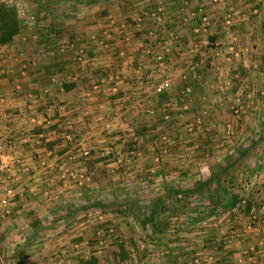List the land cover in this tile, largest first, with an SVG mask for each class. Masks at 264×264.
<instances>
[{
	"label": "crops",
	"instance_id": "obj_1",
	"mask_svg": "<svg viewBox=\"0 0 264 264\" xmlns=\"http://www.w3.org/2000/svg\"><path fill=\"white\" fill-rule=\"evenodd\" d=\"M194 1V5L206 7L214 21L213 11L217 7L211 6L209 0L208 3ZM254 1L226 0L225 3L232 4L223 9L229 11L234 7L241 15ZM129 3H121V0H55L51 6H45L51 10L50 16L43 22L42 28L37 29V36L21 43V34L17 33L8 42L0 43V143L7 136H12L17 144L13 153L0 155V163L12 173L10 184L15 192L7 214L0 215V264H125L127 259L132 260V264H150L155 260L141 245L143 234H151L148 225L142 226L140 219L120 213L121 210L128 212L129 205H136L133 197L127 196V192L121 200L116 199L113 192L110 196L103 195L107 189H100L108 186L101 180L97 181L96 173L101 169L113 172V169L128 167L116 174V177L121 176L120 183L113 185V188L126 189L130 184L123 180L125 171H129L126 175L131 177L133 187L144 185L145 180L140 177L142 171L147 173V180H152L153 173H157L154 166L148 168L153 155L148 140L162 131L167 135V120L157 123L163 119L158 109L159 102L166 104L167 98L161 100L148 95L149 86L154 82L149 80L153 62L148 52L156 50V39H164V34H167V44L172 42L167 62L175 73L180 72L177 65L186 67L189 61L201 62L200 72L205 75L202 89V93L206 94L205 100L198 97L190 100L183 116L190 117L205 109L212 120L217 118L219 122H226L228 119L224 105L231 98L226 97V101L223 97L222 102H218L215 99L217 94H213L217 90L212 89L220 87L221 77L212 66L208 69L210 72L203 70L206 69L205 62L209 64L210 45L206 43L211 42V36L215 37L212 42L218 41L221 51L216 59V70H222L223 74L231 71L235 75H248L254 71L262 79L258 69L264 70V59L259 57L261 51L258 47L253 46L264 43V16L237 21L236 26L231 28L236 37L234 42L230 34L221 33L219 22L212 26V35L205 39L201 36L204 40H198L199 37L191 29H180L177 33L174 26L176 34L150 27L144 29L139 23L130 30L128 19L133 20L132 24L140 22L138 15H146L147 12L143 11L146 8L140 2L130 6ZM132 5L141 6L137 8L140 13H134L133 18ZM183 7L187 9L189 6L172 4L167 8V15H171L174 9L182 11ZM124 10L126 13H123ZM173 13H178V10ZM149 18L153 23L156 21ZM44 24L50 28L49 33H45ZM198 41L203 42L202 50L194 51V46L200 44ZM232 44L238 52L237 57H232L228 51ZM251 67L255 70H250ZM214 74L216 81H210ZM230 88L224 89L225 93ZM147 108L153 110L152 115L145 113ZM177 111L181 117L180 110ZM36 116L46 118L49 125L32 124L30 118ZM67 122L70 124L67 125ZM106 124L108 129H105ZM149 125L151 130L143 135L137 133ZM183 130L182 127L176 128V135L179 142L185 145L180 143V147L168 153L174 157V167L199 173L196 177L190 174L187 179L205 180L211 168L222 164L236 148L229 149L228 146L219 149L223 144H217L212 147L216 150L208 151L211 137L207 139L206 131L186 134ZM130 136L135 141L141 140L136 147L140 155L134 161H130L126 147ZM215 136L218 137V134ZM232 136L228 126H224V134L219 138L230 139ZM84 150H89L88 157L82 156ZM162 152L163 170L166 171L167 167H171L167 146ZM214 154L215 160L212 159ZM181 157L184 158L178 160ZM16 158L21 162L19 166L29 169L31 177L16 171ZM208 161L213 163L207 165ZM64 169L73 171L76 176L61 181L60 172ZM145 182L146 188L149 187L148 181ZM59 183L62 187L54 191L53 187ZM83 186H92L91 192L97 191L98 195H89L90 191L86 192ZM2 187L0 182V196ZM260 230L261 237L255 243L249 240L247 246V243L240 244L239 247H246L248 251L242 264H264V228L260 227ZM253 235L256 233L253 232ZM248 238L251 239L252 235ZM253 248L261 249V254L259 251L254 254ZM140 250L147 255L142 257ZM227 260L224 259L223 263H229ZM234 263L239 264L236 259Z\"/></svg>",
	"mask_w": 264,
	"mask_h": 264
},
{
	"label": "rangeland",
	"instance_id": "obj_2",
	"mask_svg": "<svg viewBox=\"0 0 264 264\" xmlns=\"http://www.w3.org/2000/svg\"><path fill=\"white\" fill-rule=\"evenodd\" d=\"M53 1L55 0H44L43 2L45 3L43 4L42 2L41 4L44 7L42 6L41 9L38 6V4H36L37 3L36 0H0V6L5 5L12 7L14 8L15 12H17L18 21L20 23V30L18 31V33L21 34V38H22L21 43H24L25 40L27 41V39L28 40L31 39L32 36L33 37L34 35L37 36L36 34L37 29L42 28L43 22H46V19L50 16L49 11L51 10H49L45 6H48L47 4L51 6ZM204 1H207L208 3V0H204ZM225 1L226 0H224V3ZM262 1L264 2V0ZM124 2H130L129 6L131 5V3L134 4L140 2L142 3L141 5L144 6V8H146L143 9V11L147 12L146 15L144 14L138 15L140 16L141 19L140 22L135 21V23L132 24L133 20L128 19L130 30L133 29V25L135 27V25L139 23L138 25L140 27H143L144 29L150 27L162 31L161 28V24H162L166 27L168 33L173 32L174 28L172 26L177 27V33L179 32L180 29H184V28L187 29L186 31L191 29V31L193 32V29L195 28V24L197 23V19L196 21H194L195 19L193 20L194 16L192 15V13L194 14L196 12L197 14V10L198 8H200L198 7L199 5H194L193 3L195 2L194 0H191L188 2L189 7L187 9L183 7L182 11H180L179 8L174 9L176 7L173 6L174 8H172L171 11H173V9L174 11L178 10V13H173L174 11L171 12V15L170 14L169 16L167 15L166 22L155 21L153 23L152 19L150 18L149 20L147 19L148 17H150L148 16L150 14V10H152V12L154 13L156 12L157 8H162V12L167 14L168 11L167 8L172 4L176 5L178 0H172V1L121 0V3ZM169 2L172 3L169 4ZM198 2H200V0H198ZM223 4L222 6L215 8V11H213L215 13L213 15L215 16H214L213 24H211V26H215V24H218V22L222 24V19H221L222 13L225 15L228 14V12L230 11L236 16L237 10L239 9H235L234 7H231L232 9L227 11L226 9H222L223 6H228V5L230 6L232 3L227 2L224 5ZM207 6L209 5L207 4ZM138 7L133 5L131 6V10H132L131 18H133V14L137 12ZM250 8L247 9V12L250 10ZM204 9L203 11L206 14H208L209 10L208 9L204 10ZM20 10H25L28 18L21 19L18 14V11ZM224 10L226 11L223 12ZM125 11L126 10H124L123 13H126ZM123 13H121L120 16L123 17L124 15ZM138 13H140V11L137 12V14ZM125 16L127 17V15ZM262 16H264V8L259 9V14L257 17L260 18ZM125 20L126 18L123 19V21ZM194 22L196 23L192 25ZM135 29L137 30V28ZM44 31L45 33H49L51 31L50 28H48V25L46 24H44ZM174 33L176 34V32H173V34ZM135 35H137V33H135ZM164 35H166L164 39L161 40L159 39L160 41L158 39H156L157 41L155 40V45L162 44L167 40V34ZM129 36H131V33ZM195 36L197 37L198 35ZM51 37L52 36H50V38ZM198 37H199L198 40L201 39L204 40L201 36ZM173 41L176 40L174 39ZM178 42H180L179 39ZM198 42L200 44L196 46L197 51H199V48H201L202 50L201 45H203L202 41H198ZM254 47H258V49L262 50V48H264V43L255 45L253 46V48ZM192 54L194 55L195 52H193ZM259 57L264 59V54L262 53V51L259 54ZM191 62L193 61H189L186 64V67ZM205 64H207L206 69L204 68L203 70H207L210 72V70L208 69L211 68V65L208 64V62H205ZM155 65L153 62V68L149 80H151V82L152 81L154 82L152 83V86L149 84L150 86L148 89L149 91L148 95L150 97H160L161 100H165L167 98V119L163 118L162 120H159L157 122L161 124L162 121L167 120V135L163 134L162 131L159 132V134L156 133L154 137H150V139L148 140L151 143L150 145L153 152L152 153L153 155L150 158L152 163H150V166H148V168L152 169L154 166L153 169L157 173H153L154 178L152 180L151 178L150 180H147L146 178L148 176L147 173L146 172L144 173L142 171L141 173L142 176L140 177L143 180L148 181V184L150 186L146 188L147 183L143 181L144 185L140 186L141 187L140 188L139 186L135 185L133 187V185H131L132 184L131 177L126 175V173H129V171H125L124 172L125 174L124 175L122 174L123 180L124 182L130 184L129 186H127L126 189L125 187L113 188L114 187L113 185L114 184L117 185L120 183V179H119L120 175L116 177V174L120 173L124 168H128V167L119 168V169L116 168L113 169V172H109V171H105L104 169H101L96 173L97 174L96 179H98L97 181L101 180L102 182H105L106 186L108 187H102V189L100 190L107 189L106 192L103 191L104 192L103 195H107V196H110L111 193L113 192L112 195L119 200H121L120 198H125L124 196L125 193L127 192L129 193V195L127 196L133 197L132 200H135L136 205H142V206L146 205L147 202H150L151 200H155L156 198H159V196L160 197L162 196V200L164 201L165 206H167V210L162 215H160L161 217L160 220L162 221L164 220L165 222L169 223L167 227V231L163 232V234L161 233L157 235H153L152 233L151 234L146 233L143 234V237L140 238V240L143 242L141 243V245L145 246L144 248L146 250L144 248L143 249L146 252L148 251L150 256L152 254L151 258L155 260L158 259L157 264H225L223 263L224 259H228L227 262H229L230 264L234 263V259H236L239 262V264H242V262L244 261L243 259L248 255V251L246 247H239V246L244 245L245 243H247L246 244L247 246L249 244V240L255 243V240H258L261 237L260 227L264 228V211L260 212L261 208L264 207V111H263L264 84L262 83V80H264V76H263L264 70L258 69L259 73L261 72L262 74V79H260L258 72H254V71H250L248 75L247 74L244 75L242 73L239 75H234L235 77L232 81L233 85L231 84V88L228 90V93H225L226 90H224L223 86L220 87L217 86L216 89L212 88L213 90H217L215 91L216 93L213 94L214 96L217 94L216 96L218 97L215 99L218 102H222L223 97L226 101L228 100L226 99V97L231 98L229 103H227V105H224V107L226 106L224 109V113L225 115H228V119L226 122H222V120L219 122L218 120H216L217 118L215 120L211 119L209 111H207L206 114L205 113L203 114L205 109L198 110L197 113L195 112L193 115L191 116L189 115L190 117H187V115L183 116L182 113L184 111H181L179 109L177 103L180 101L179 100L180 90H181V86L183 85V81L181 77L182 75L187 74L186 67L185 66L178 67L177 65L176 67L179 69L178 71L180 72L175 73V71H173L172 66L168 67L167 55L164 58L163 67L166 70L167 76L170 77L174 85L170 90H168L166 93L162 95L154 94L152 89L154 85H156L160 81L161 78L159 73L155 72L156 69L154 68ZM207 66H209V68ZM250 70H255V69L251 67ZM222 75L223 76L218 74V77L219 76L221 77V81H223L224 79L223 77L225 78L228 77L227 76L228 74H222ZM201 77L204 83L205 75L201 73ZM216 79L217 76H215L214 74V78H210V81L213 80L216 81ZM186 80L190 82V79H186ZM241 84L247 85L248 87L247 92H250L251 93L250 95L253 96V103L248 104L246 100L241 99L240 102L243 103L240 104L241 107L240 112L237 115H235L233 113V110H231V105L233 104L235 98H238L237 93L240 88L239 86ZM252 84H254V86ZM202 89H203L202 86L193 85L192 94L188 98L189 101L198 98H204L205 100L206 94L202 93L203 92ZM220 89H222V91H220ZM209 90H211V88H209ZM164 105L165 102L164 103L159 102L158 105V109H160V114L162 117H163L162 109L164 108ZM173 108L180 110L179 112L181 114V117L178 116V111ZM174 113L177 114V117H175ZM170 117H172V119H170ZM209 118L211 121H209ZM173 120L176 121L174 122ZM181 120H182V125H180ZM191 125H192L191 127L192 132H187L186 127ZM224 126H228V128L230 129L233 135L230 139L223 137H222L223 139L219 138L221 134L222 135L224 134ZM179 127H182V130L184 129L182 132L183 133L186 132V134H194L195 132L201 131L203 130V128H206L203 131L204 132L206 131V133L208 134L206 135L207 139L211 137V139L208 140L209 141L208 151L216 150L215 148L212 147H215L217 144L218 145L223 144V146L219 147V149L227 148L228 146H230L229 149H231V147L236 146L235 150L240 149L241 151V149L244 150V148H249L246 151L245 158L243 157L244 160L238 163L235 168L234 171L235 181L233 185H226L225 184L226 182L223 183L227 191V195L224 196L227 202L229 200L230 194H234L239 197V200L236 204L237 206L234 207L233 210L229 212L230 215L228 216H232L231 221H228V216L225 212H219L217 215L211 214V206L205 198H199L197 197V195H192L189 196L188 199L184 200L182 194H176V196L167 194V190L183 191V190L191 189L193 188L194 183L197 182L198 180L197 179L193 181V177L192 179H187L188 175L190 176L191 174L194 177H196V175H198L199 173L197 172L193 173L191 171H186L174 167L175 161L172 159L174 157L169 156L168 152L177 149V147H180L181 144L185 145L182 142H179V137L177 136L178 132L176 131V128ZM146 128L147 129L145 130H141L139 132L137 131V133L143 135L145 131L152 129L150 125L149 127ZM125 134H128V132H126ZM215 134H218V137L215 136ZM143 140H145V138H143ZM128 141L129 142L126 143V147L128 148V151L134 150V148L137 147V144L141 143V142L139 143V141H141L140 139H136L135 141L133 139V136H130L128 138ZM225 141H229V142L225 143ZM166 146H167V154H168L167 157L170 160L169 162H171L170 164L171 167H167V170L164 171L163 168L165 167V163L162 162L164 158L161 160L162 158L161 155L163 153L162 151L166 150ZM175 153L179 154V152L177 151H175ZM215 155L216 154L213 155L212 158L213 160H215L216 157ZM155 158H158V161H154ZM183 158L184 157H181L178 160H181ZM212 163L213 161H208L207 165H210ZM18 168L21 169L19 163H18ZM64 170H62L61 172H63ZM159 170L160 172L158 173ZM21 174H24V176L26 177L27 175L31 177L29 174V169H27L24 172H21ZM125 175L126 177H124ZM0 178L1 180H3L1 175ZM260 179L262 182H260ZM57 187H62V184L59 183V185L53 187V190L54 191L57 190ZM65 188H67V186H65ZM84 188L86 192L90 191L89 195H94V194L98 195L97 191L93 193L91 192L92 186L84 187ZM124 189H126V191ZM145 189L148 190V192L147 191L145 192ZM250 198L252 199L253 202L252 212L251 215L244 216L242 209L244 208V205ZM171 206L172 208H174L175 206L176 207L174 209H171ZM129 222H133V220ZM253 232L256 233L255 236L253 235ZM249 235L250 236L252 235L251 239L248 238ZM260 250L258 248H253L254 254L257 251H259L258 253H260ZM142 252L143 251L141 250L139 252V254L142 257L147 255V253L144 252H143L144 255H142ZM258 256L259 255H256V257ZM155 260H152L150 264H156ZM131 261L132 260L127 259L125 264H132Z\"/></svg>",
	"mask_w": 264,
	"mask_h": 264
},
{
	"label": "built area",
	"instance_id": "obj_3",
	"mask_svg": "<svg viewBox=\"0 0 264 264\" xmlns=\"http://www.w3.org/2000/svg\"><path fill=\"white\" fill-rule=\"evenodd\" d=\"M172 1V0H170ZM190 0H180V3L182 4V6H187ZM246 1V0H244ZM262 0H255L254 3L252 4L250 10L246 13H237L235 16L233 13H231L230 11L228 12V14H222L221 15V19H222V24L220 26L221 29V33L222 34H230L232 36L233 42L236 40L235 34L233 35L231 28H233L234 26H236V22L243 20V19H249L250 17H257L259 14V9L260 8H264V2H261ZM172 2H169V4H171ZM224 3V0H209V4L211 6L214 7H219L222 6V4ZM224 8V6H223ZM222 8V9H223ZM19 17L21 19L24 18H28L25 10H20L18 11ZM192 15L194 16L193 20L196 21L197 19V24H195V28L193 29V33L194 35H198V36H202L205 38H207L208 36L212 35V26L211 24H213V20L212 17H210L208 14H206L202 7L198 8L197 10V14L196 12ZM197 15V16H196ZM252 15V16H251ZM152 18H154L157 22H161V21H165L167 19V14H165L164 12H162V8H157L156 12H150V14L148 15ZM161 28L163 31H167L166 27L164 25L161 24ZM206 45H210V60H209V64L214 68L215 72H218L219 75L223 76V71L222 70H216L215 66H216V59L221 55V51H220V46L218 41H214V42H207ZM156 50H151L149 51V55H151V59L154 62V68L155 72L159 73V75L161 76L160 81L154 85L152 91L154 94L156 95H162L164 93H166L168 90H170L172 88V86L174 85V83L172 82V80L170 79V77L167 76L166 74V70L163 67V62H164V58L166 55H168L170 53V48L172 47V43L171 44H167L166 42L162 43V44H157L156 45ZM179 46V44H178ZM260 50V49H259ZM194 51H196V45L194 46ZM228 51L230 54H232V57H237L238 56V52L235 50L234 48V44L230 45L228 47ZM262 53L264 54V48H262ZM79 53H81V49L79 50ZM201 62H191L188 64V66L186 67V71L187 74L186 75H182V81H183V85L181 86V90H180V96H179V109L181 111H187L189 108V97L192 94V87L193 85H197V86H204L202 77H201V72L200 70V64ZM231 72V71H230ZM224 73V74H228L227 78L223 77V81L222 84H220V86H223L224 89H228L229 87H231L232 81L234 79L235 76H232L231 73ZM186 79H190V82H188ZM262 83L264 84V80L262 81ZM239 90L237 93L238 98H235L233 104L231 105V110H233V113L235 115H237L240 112V104L243 102H240L241 99L242 100H246L248 102V104H252L253 103V96H251L250 92H247V85L245 84H241L239 86ZM262 95V93H261ZM245 104V102H244ZM146 114L148 115H152L153 114V110L150 108H147L145 110ZM264 111V110H263ZM206 114V111L204 110L203 114ZM162 114H163V118L167 119V103L164 105V108L162 109ZM30 122L32 124H35L36 126H47L49 125V121L44 118V117H32L30 118ZM199 122V121H197ZM67 125H69L70 123L67 122ZM192 125L186 127L187 132H192ZM109 125L106 124L105 125V129H108ZM38 143V141H37ZM16 142L15 140L12 138V136H7L5 139H3V142L0 143V155H3L5 152H14V150L16 149ZM89 155V150H84L82 152V156L83 157H88ZM139 152L136 148H134V150H130L129 151V157H130V161H134L137 157H139ZM17 161L16 163H19L18 158H16ZM154 161H158V158H155ZM26 168L21 167V169H17L16 171H20V172H24L26 171ZM0 175L2 176L3 180H1L0 178V182L3 183V187H2V192H1V196H0V215L4 216L5 214H7L10 205H11V200L13 199V197L15 196V192L13 189V186L10 184L13 181V177H12V173L8 172L7 167L3 164L0 163ZM74 176H76V174H74L73 171H70L68 169H65L63 172L60 173V180L65 182L67 180V178H73ZM80 179H82L81 176H79ZM88 181V180H87ZM34 192V190L32 191Z\"/></svg>",
	"mask_w": 264,
	"mask_h": 264
},
{
	"label": "trees",
	"instance_id": "obj_4",
	"mask_svg": "<svg viewBox=\"0 0 264 264\" xmlns=\"http://www.w3.org/2000/svg\"><path fill=\"white\" fill-rule=\"evenodd\" d=\"M39 7H42L44 0H36ZM180 4V0L176 5ZM20 30V23L18 21L17 12L14 8L9 6H0V43L8 42L14 35ZM211 42L215 39L211 36ZM214 38V39H213ZM234 76V72L231 73ZM249 148L234 150L231 154L224 158V161L220 165H215L211 168L209 177L205 180H200L194 183L193 188L179 191V190H167V194L174 195L182 194L183 199H188L189 196L197 195L199 198H205L211 206V214L217 215L219 212H225L228 215L234 207H236L239 197L234 194L229 195L228 202L225 200L227 195L226 185H233L235 181L234 171L238 163L242 162L246 156V151ZM236 165V166H235ZM254 201V200H253ZM176 207V206H175ZM174 207V208H175ZM182 207V206H181ZM253 207L252 199L250 198L244 208L242 209L244 216L251 215ZM171 206V209H174ZM167 210L164 201L161 197L151 200L146 205H129L126 213L123 210L120 213L130 214L134 219H140L142 226L148 225L153 235L163 234L167 231L169 225L168 222L160 220L162 215ZM116 211V210H115ZM119 211V210H118ZM143 211V212H142ZM232 220V216H228V221Z\"/></svg>",
	"mask_w": 264,
	"mask_h": 264
}]
</instances>
